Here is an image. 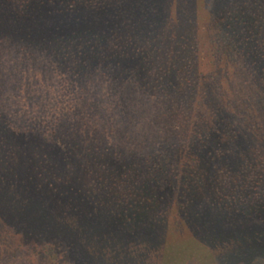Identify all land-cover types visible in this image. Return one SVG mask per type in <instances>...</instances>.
<instances>
[{
	"label": "rangeland",
	"instance_id": "1",
	"mask_svg": "<svg viewBox=\"0 0 264 264\" xmlns=\"http://www.w3.org/2000/svg\"><path fill=\"white\" fill-rule=\"evenodd\" d=\"M132 1L109 0L111 7L121 3V9ZM160 2L161 9L165 7L166 20L178 23L177 31L189 36L191 43L197 45V50L196 46H191L192 51L199 53V66L212 64L204 0ZM255 5L253 3L248 11L255 12ZM66 14L50 15L49 28L36 33H14L0 26V192L8 194H0V264H97L85 251L86 239L82 233L88 229L92 233L124 235L130 242L156 235L164 240V250L168 251L182 240L202 236L206 230L215 231L223 226L231 229L239 220L243 227L258 221L255 217L205 222L201 212L205 211L207 202L200 207L199 215L194 213L196 203L208 200L207 196L193 201L184 198L181 178L177 176L181 169L174 171L176 173L157 174L150 163L157 156L160 144H168L177 134L188 136L190 132H182L179 127L172 129L168 123L166 126L164 119L157 116L155 105L153 121L157 120L156 125L161 127L159 145L153 146L143 137L122 150L121 128L117 132L113 125L102 123L105 114L89 107L87 99L90 97L100 108L113 102L116 94H121V83L112 82L120 80L117 74H121V70H128L126 74L131 84L123 94L143 100L148 106L153 101L146 100V94L141 95L142 99L133 92L137 88L134 63L113 66L115 63L108 65L110 63L105 61L97 64V54L110 46L109 42L115 43L117 38L114 37L108 38L107 43L102 38V44L91 42L97 61L90 66L91 77L86 79L87 83L72 77L65 62L77 59L79 53L75 47H65L71 10L68 16ZM102 15L94 14L93 20L103 21ZM101 21L97 22L96 30L116 34V29L107 30ZM220 75L221 72L216 76ZM227 79L220 78L222 94L239 88V80L234 83ZM113 105L117 111L111 119L114 124L121 123L117 116L121 110L116 103ZM142 106L136 113L144 117ZM218 111L223 114L222 108ZM220 114L209 121L204 140L197 143L199 160L208 168L218 161L214 156L216 149L231 145L230 142L219 143V138L232 116ZM245 144L264 148L262 140L250 139ZM231 151L226 157H230ZM141 161L144 163L136 167L137 172L124 174L127 167L134 168L133 163ZM179 166L181 168V164ZM123 179L136 184L128 192L137 195L135 200L145 202L149 210L156 207L152 216L148 213L149 219L136 220L129 216L128 207L121 205V186L127 182ZM110 184L120 193L110 191ZM148 201L152 205L148 206ZM19 202L29 204L20 207L16 205ZM157 215L162 218L161 223H157ZM193 248L197 249V245L190 251ZM199 249L201 251H193V254L188 252V256L178 259L177 263L188 264L193 259L192 264H211L212 258L205 249Z\"/></svg>",
	"mask_w": 264,
	"mask_h": 264
},
{
	"label": "trees",
	"instance_id": "2",
	"mask_svg": "<svg viewBox=\"0 0 264 264\" xmlns=\"http://www.w3.org/2000/svg\"><path fill=\"white\" fill-rule=\"evenodd\" d=\"M160 1L133 0L121 9V3L111 7L109 0H0V26L14 33H36L49 28L51 21L47 18L50 15L67 13L68 16L71 10V27L66 34L69 38L65 47H75L79 54L65 65L72 77L83 82L91 77L90 66L97 61L91 42L102 44L100 38L106 43L110 37L117 38L115 43L108 41V47L103 44L105 50L97 54V64L105 61L110 63L108 65L115 63L113 66L134 63L137 88L133 92L140 96L146 94V100L153 101L148 106L143 100L123 94L131 84L126 74L128 70H121V74H117L120 80L112 82L121 83V94H116L113 102L100 108L90 97L87 99L89 107L105 114L102 123L113 125L117 132L121 128L122 150L143 137L153 146L159 145L161 127L156 125L157 120L153 121L157 107V116L164 119L166 126L168 123L172 129L179 127L182 132H190L188 136L177 134L172 142L160 144L157 156L150 163L157 174L181 169L177 176L181 178L184 198L193 201L207 196L208 200L196 203L194 213L199 215L200 207L207 202L205 211L201 212L205 222L255 217L259 221L243 227L239 220L231 229L223 226L215 231L206 230L202 236L182 240L168 251L164 250V240L156 235H148L151 240L146 236L130 242L124 235L92 233L88 229L83 231L82 237L86 239L85 251L92 261L97 264H166L169 261L170 264H183L177 263L178 259L204 248L212 258L211 264H264V148L245 144L250 139L264 143V0H204L212 64L202 68L198 51L197 54L192 51V46L197 50V45L191 43L189 36L177 31L178 23L166 20L165 5L161 9ZM253 3L256 4L255 12H250ZM94 14H103V21L93 20ZM98 21L104 22L107 30L116 29V34L96 30ZM95 33L99 35H93ZM219 72L220 77L216 76ZM221 77L234 83L239 80V88L222 94ZM114 103L121 110V114H117L121 123L114 124L111 119L117 111ZM141 105L144 117L136 113ZM220 108L222 115L218 111ZM219 114L232 116L219 138V143L230 142L231 145L226 149L217 148L214 156L218 161L208 168L199 160L197 143L204 140L209 121ZM229 151L230 157H226ZM142 163H133L135 167H127L124 174H134ZM142 169L147 171V168ZM124 184L121 194L114 184L108 188L115 194L118 191L120 203L128 207L129 216L139 221L145 217L149 219L148 213L152 216L156 207L145 208V202L135 200L137 195L128 194L136 184L128 181ZM0 194L8 196L6 192ZM26 203L29 204L19 202L16 205L28 206ZM187 208L186 211H190ZM157 217V223H161L162 218ZM46 218L49 219V215L46 214ZM194 245L197 249L190 251ZM191 257L193 255L189 259ZM190 260L188 264L194 262Z\"/></svg>",
	"mask_w": 264,
	"mask_h": 264
}]
</instances>
